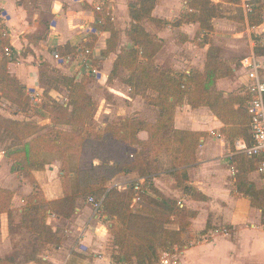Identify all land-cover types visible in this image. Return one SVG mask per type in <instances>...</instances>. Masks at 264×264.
Listing matches in <instances>:
<instances>
[{"label": "crops", "instance_id": "obj_1", "mask_svg": "<svg viewBox=\"0 0 264 264\" xmlns=\"http://www.w3.org/2000/svg\"><path fill=\"white\" fill-rule=\"evenodd\" d=\"M136 1L130 3V0H0V15L3 16V27L7 28V42L12 52L11 58L7 57L9 60L6 63L7 73L16 78L28 93L33 90L39 94V90H42L39 86L38 73L41 56L42 61L54 65L57 69L70 73L73 71L70 77L78 81L83 75H90V72L74 60L59 64L53 58V53H58L62 57H73L88 47L93 51L92 65L97 69V73L90 76L94 77L102 89L110 92L113 100L123 103L114 108L115 105L106 102L105 98H100L93 118L100 117L98 122L102 125L118 118L120 121L131 118L154 122L158 115L155 114L157 107L149 104L145 106L142 97L128 93L126 85L113 75L117 69L126 70L123 67L114 69L113 66L117 56L133 46L128 30L132 24L138 23L130 14V6ZM178 1L181 0H160V3L154 0L149 17H144L151 21L150 27L152 26L153 34L157 38L149 31H145L156 43L160 42L159 39L166 42L164 35L166 30L157 29L154 24L171 25L167 15L176 12L174 7L180 5ZM97 4L103 6L102 12L95 10ZM112 26L120 31L122 44L107 52V39L110 36L107 28ZM175 26L178 30L184 31L181 25ZM126 27L128 37L124 32ZM160 48L159 52L155 53V66L161 71L171 68L175 74L191 72L176 69L175 67L180 65V61L176 60L177 56H172L168 50H164L165 46L161 50ZM1 54L0 60L5 56L3 52ZM17 56L20 57L21 63H13ZM203 67L202 63L197 72H203ZM240 70L242 75L238 79L239 82L237 81L239 84L237 85V82L235 84L236 87L240 85L242 89L239 93H231L233 91L231 84L234 86V83L226 82L229 88H222L221 85L225 81L216 79L218 90L223 91L221 95L223 99L229 95H240L244 98L246 94L250 97L246 92V76L241 65ZM263 70L264 64L262 75ZM149 92V95H155L154 91ZM248 100L249 98L241 106L246 115L248 140L244 135L232 136L241 127L240 120L234 121L230 116L221 120L209 106L191 107L183 101L175 105L172 123L174 129L202 133L195 149L194 161L184 167H174L173 154L162 147L158 152L140 153L147 173L145 177H139L135 172L122 171L107 181V190L116 188L123 191L129 184L141 185L147 178L149 186L147 185L145 191L140 194L144 198L141 199L144 203H140L138 209L129 213L146 217L149 224L154 223L155 212L169 216V221L163 223V228L179 229V220L174 221V216L170 213L171 207L164 200H174L179 207L193 213V217L188 218V226L184 228L182 244L173 245L170 248L171 253L157 250L161 255L169 254L166 264H264V225L260 220L261 209L252 205L249 194L237 185V178L240 176L243 184L251 186L253 183L245 177L252 173H256L263 182L261 175L256 171V162L251 160L250 163V158L237 152L234 145L238 139L246 143L250 141L247 144L251 143L249 116L246 111ZM238 107V103L232 106L233 109ZM144 113H147L146 118ZM149 137V132L145 130L139 131L136 135L140 142H146ZM94 163L98 161L94 160ZM71 175L72 173H69V176ZM62 176L58 160L47 163L42 171L32 172L35 185L45 202L62 199L67 196L65 190L76 192L74 188L70 190L69 187H65ZM187 186L192 188L190 192L187 191ZM22 189L30 192L27 185ZM73 195L75 196L73 211L69 217L59 218L49 211L45 216V224L52 232L61 235L59 245L46 243L43 254L38 256L37 261L18 259L15 262L2 252V247L9 243L10 213L11 215L21 213L26 208L18 206L17 197L11 196L9 201L11 203L0 211V260H4L0 264H117L114 257L122 258L124 252L119 250L114 241L116 225L131 231H136V228L129 222L125 224L126 217L123 215L119 217L116 214L109 215L100 209L101 206L94 209L86 196L80 193ZM134 201L137 203L139 199L134 198ZM99 202L101 203V200ZM129 217L127 215V219ZM22 231L28 235L27 231L24 229ZM162 256L159 254L158 260L153 264H160ZM131 259L130 263L118 264H136L135 257L131 256Z\"/></svg>", "mask_w": 264, "mask_h": 264}, {"label": "trees", "instance_id": "obj_2", "mask_svg": "<svg viewBox=\"0 0 264 264\" xmlns=\"http://www.w3.org/2000/svg\"><path fill=\"white\" fill-rule=\"evenodd\" d=\"M189 5L190 13L186 14L190 20H196L201 27L205 29L211 28V19L215 16V6L209 0H186ZM154 6V0H137V4L130 6V14L136 20L149 17L151 9ZM254 11V10H252ZM259 9L257 10V12ZM257 12H250L247 16L249 22L252 21ZM101 23V22H100ZM110 36L107 39L106 51H110L114 47L116 40V30L112 27L107 28ZM129 37L133 46L125 49L119 54L114 62V69L123 67L129 74L126 78L127 84L131 89L138 91H154L155 95H144L149 105H153L158 109V115L154 122H145L137 119L127 118L117 124H106L104 127L95 129L89 123L87 118L93 111V103L88 95L83 79L75 81L73 77L63 76V81L69 90V102L71 111L68 118L65 117L66 108L62 104L53 101L52 105H44L46 111L50 112L49 116L60 124H66L71 127L73 132H63L61 130H53L56 133L54 142L63 143L59 140L61 134H65L68 142H74L78 138L80 141L75 144V148L71 145L61 144V152L68 155L73 149H78L83 153V159L77 166L70 165L66 162V157H62L61 170L63 172V184L69 187L66 191L67 196L62 199L45 202L43 198H37L30 195V207L22 210L21 214H26L30 220L37 222V217L33 212H42L46 216L47 211L57 217L67 218L72 214L75 196L73 194L80 193L84 196H91L94 200L99 201L100 209L109 215H119L120 213H128V206L135 196L136 183L129 184L123 191L116 188L107 190L106 183L116 174L124 172H135L139 177L146 176L143 163L139 153L131 149V145L140 144L145 146L146 152H158L165 147L174 156V167H184L194 161L195 149L198 145L199 138L202 133L178 130L173 128L172 117L175 105L185 101L191 107L199 105H207L221 120L232 117L233 120H240L238 132H234L232 136L237 134L244 135L248 140V132L245 124H247L246 115L243 113L242 104L249 98L244 94V98L240 95H229L222 98L220 93H213L207 90L205 82L208 77H223L227 71L222 68H215L213 72L208 73L210 64L205 65L203 72L191 71L189 74H175L169 70L161 71L152 61L153 56L158 51L160 45L152 40L149 33L139 24H132L128 30ZM8 47L7 36L1 34L0 27V48L4 53V48ZM104 53V52H103ZM7 57L0 60V82L3 83L2 96L19 105H29V96L25 94L23 86L16 78L10 76L6 71ZM92 75V74H90ZM145 91V92H146ZM234 103H238V109H233ZM239 117V119H238ZM0 123H7L15 127L23 138L37 133L38 127L33 121L22 120L14 121L9 118H0ZM76 130H80L76 133ZM145 130L150 134L146 142H140L136 135L139 131ZM72 133V135H71ZM79 135V136H78ZM70 137V138H69ZM37 138H40L38 136ZM127 140L128 144L120 145V142ZM250 140V139H249ZM250 141H247L249 143ZM31 157L32 154H31ZM258 164L257 158L249 157ZM97 160L98 163H94ZM27 167L29 170L42 171L45 161L36 154L29 159ZM254 164V163H253ZM26 167V165L24 166ZM69 173H72L69 176ZM185 180V179H184ZM148 183V180H144ZM244 183V182H243ZM241 177L237 178V185L240 189L246 191L251 197V204L261 209V223L264 225V187L256 189L254 185L248 186L243 184ZM137 184V189H139ZM192 188L187 186V191ZM119 199V200H118ZM171 207V214L174 221L179 220L178 230H168L163 228V223L169 221V217L154 212V220H159L160 226L153 230L140 233L122 228L118 224L114 231V241L118 245L119 250L124 252L123 257H114L115 262L130 263L131 256L135 257L136 264H153L159 258L158 248L170 249L173 245H181L183 242L184 228L188 226V218L193 217V213H188L184 207L174 200H164ZM6 204V203H5ZM117 207V208H116ZM4 205L1 210L5 209ZM130 218H139L131 213L127 214ZM21 223L31 227V223L22 220ZM41 232L32 229L35 239L41 238L40 233H44L47 243L55 246L59 245L61 235L58 232H52L51 228L44 221L40 225ZM35 232V233H34ZM4 260H0L2 263Z\"/></svg>", "mask_w": 264, "mask_h": 264}, {"label": "rangeland", "instance_id": "obj_3", "mask_svg": "<svg viewBox=\"0 0 264 264\" xmlns=\"http://www.w3.org/2000/svg\"><path fill=\"white\" fill-rule=\"evenodd\" d=\"M159 1L160 0H157V3ZM209 1L215 6L216 9L215 16L210 22V29L201 27L200 23L196 20H190L186 14L192 12L193 10L190 11L189 5H186V0H181L177 2L180 5H175L174 7L176 12L172 11L174 12L171 13L172 15H167L171 20L169 21L171 25H160L159 23L154 24L157 29L166 30V32H164L166 42L164 39H159L160 42L157 41V44H159L161 48L165 46L164 50H168L172 56H177L176 60L180 61V65L176 66V69H182L183 71L191 70L192 72L197 70L199 71L200 65H202V63L204 65V69L205 65L208 63L210 64L208 73L213 72L215 68H222L223 70L227 71L226 75L223 77L207 78L205 87L210 92L221 93L222 95L223 91L218 90V80H216L220 78L221 80L225 81V83L221 85L222 88H229L227 84L234 83V86L231 84V88L233 90L231 93H239L242 89L240 85L236 87L235 84L237 81L239 82L238 79H240V76L242 75L240 70L241 58L248 55H253L264 64V0H250L249 8H245V2L248 3V1L245 0ZM133 2H135V0H130V3ZM135 4H137V1ZM258 9L259 11L257 12ZM250 12H257L256 15H254V19L252 20L254 22L256 21V23L251 24V22H249L247 16ZM174 18L175 20H172ZM112 22L114 23V21ZM138 23L145 30L149 31L150 34H153V30L151 29L152 26L150 27L151 21L141 18L139 19ZM175 25H181L184 28V31L178 30ZM3 28L4 31L7 32V28ZM112 28L114 29L113 26ZM127 29V27L126 29L124 28V32L128 37ZM119 32L120 31L116 30L114 48L117 47L118 44L119 46L122 44ZM154 36L157 38L156 35ZM1 53L2 52H0V56L2 55ZM155 56L156 54L152 58L154 64H156ZM17 59H19V61ZM42 59L43 56L40 57V62H38L39 86L42 90H39L40 93L36 94V92L33 90L28 93L27 89L25 88V94L29 96L28 106L19 105L9 99H5L2 96V88L4 89L3 83L0 82V118H9L17 122L29 120L31 122L33 121L35 124H37V126H39L37 133L23 138L19 133L20 131H18L15 127L7 123H0V211H2L1 208L4 205L7 207L9 203H11L9 202L11 196L17 197L16 204H19L18 206L21 208L30 207V195L41 198V192L39 191L37 185H35V181L32 177V172H34V170H29L26 163L29 161V159L33 158L35 154L36 157L39 156L46 162L45 165L49 162L58 160L60 163V169L63 163L62 157H66V162H69L72 166H77L83 159V153L78 149H73L72 151L68 152V155H65L63 152H61V144H64L65 146L66 144L67 146L71 145V147L75 148V144L78 143L80 139L78 138L74 142H68L66 140L67 137H65V134H61L59 136V140L63 143L54 142L57 133L53 132L54 129L61 130L63 132L73 131L69 125L56 123L51 118V116H49L50 112L46 111L44 108L45 104L52 105L53 101H55L58 104H62L66 108L65 117L68 118L72 108L71 105L68 104L70 89L66 86L62 77L64 75L71 76L73 71L70 73L67 70V72H65L63 69H57L54 67V65L47 63L46 61H42ZM13 61H15L13 63L16 64L21 63L19 56H17ZM165 70L166 69H164V71ZM168 70L174 72V69L170 68ZM128 74L129 71L123 69H117L115 72H113L114 77L116 76L121 83L126 85V90L128 89V93L142 97L145 106L146 104L148 105L146 99L143 97V94L148 95L150 92L146 90V92H137L135 89H131V87L126 82ZM82 78H84L83 82L85 89L94 106L93 111L87 118L86 122L95 129H102V127H104L106 124L119 123L120 120L118 118L117 120L113 119L111 122L102 125L98 122L100 117L96 119L93 118L94 112L97 109L98 100L100 98H105L106 102L115 105L114 108H116L118 105H122L123 103L121 101L116 102L113 100L110 92L108 93V90L102 89V87L99 86L95 81L93 76L85 74ZM238 82L237 85L239 84ZM155 112V114H158V109L155 110ZM144 115L146 118L147 113H144ZM79 131L80 130H76V133H79ZM38 136H40V138H37ZM125 144H128L126 139L120 142L121 146H127ZM131 149L139 153V156L140 153L146 152L145 146L140 144L131 145ZM31 154L33 157H31ZM25 165L26 167H24ZM252 167L254 168V166ZM253 171L254 170H252V172ZM245 178L248 180L250 179V182L254 184L256 189H261L264 187V183L259 180V177L256 173H252ZM137 184L139 183H136V186ZM24 185L29 187L30 192L24 191L22 189ZM147 185L149 186L148 183L143 181L139 189L135 188L136 194L128 206V213L138 209L140 203H144L142 202L144 198L141 197L140 194L142 191H145ZM86 197L88 198L91 196L87 195ZM134 198L137 200L139 199V202H133ZM20 200H24V202L21 203ZM128 213H120L119 215L126 217L124 218V223L129 222L130 225H133V227L136 228V231L140 233L153 230V228H158L160 226L159 220H155L153 224H149L147 218L141 215L138 216L139 218L129 217V219H127ZM33 214L38 218L37 222L30 220V217L26 216V214L22 215L21 213L16 212L14 215H11L10 213L9 243L2 247V252L5 253L6 256H9L12 262L17 261L18 259L23 261H37L38 256L43 254L45 244L47 243L43 235L44 233H40L41 238L35 239L31 230L34 229L41 232L40 225L44 221L45 216L42 212L35 210ZM119 215H117V217H119ZM23 219L27 220L28 223H31L30 228H27L25 224L23 225L21 223ZM18 228L20 230H18ZM22 229L27 231L28 235L27 233L23 232ZM158 250L161 252L165 251L167 253L168 251V253H171V249L167 250L165 248H158ZM159 254L160 256L163 255H161L160 252ZM168 256L169 254H164L161 257L159 263L163 264V260L169 259Z\"/></svg>", "mask_w": 264, "mask_h": 264}, {"label": "built area", "instance_id": "obj_4", "mask_svg": "<svg viewBox=\"0 0 264 264\" xmlns=\"http://www.w3.org/2000/svg\"><path fill=\"white\" fill-rule=\"evenodd\" d=\"M245 2V8H249V1ZM97 12L103 11V6L97 4L95 7ZM106 14H109L106 12ZM100 22V21H99ZM3 16L0 15V27L1 34L6 35L3 28ZM4 54L6 57L11 58L12 52L10 48H4ZM53 58L59 64H66L71 60L78 62L82 68L90 72V74H96L97 69L92 65L94 58L92 49L85 47L76 55L62 57L58 53H53ZM240 65L246 76V92L249 94V100L246 104V111L249 116V133L251 143L247 144L244 140L238 139L234 145L236 151L244 154L247 157L257 158L258 164L256 171L261 175L264 182V77L262 75L263 64L262 62L253 55H248L240 60ZM137 188V186H135ZM94 209H99L100 202L94 200L92 197L87 198ZM168 260H163V263H167Z\"/></svg>", "mask_w": 264, "mask_h": 264}]
</instances>
